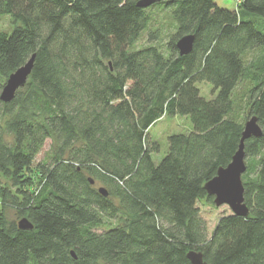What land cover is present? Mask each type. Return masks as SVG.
Returning <instances> with one entry per match:
<instances>
[{
	"label": "trees",
	"instance_id": "obj_1",
	"mask_svg": "<svg viewBox=\"0 0 264 264\" xmlns=\"http://www.w3.org/2000/svg\"><path fill=\"white\" fill-rule=\"evenodd\" d=\"M138 1L0 0V94L35 55L24 88L0 100V264H190L189 251L264 264V0ZM181 116L191 127L155 164L150 129ZM252 116L262 135L244 141L249 215L220 217L209 236L197 203L214 205L204 185Z\"/></svg>",
	"mask_w": 264,
	"mask_h": 264
},
{
	"label": "water",
	"instance_id": "obj_2",
	"mask_svg": "<svg viewBox=\"0 0 264 264\" xmlns=\"http://www.w3.org/2000/svg\"><path fill=\"white\" fill-rule=\"evenodd\" d=\"M159 1L161 0H140L137 2V6L139 8L148 7ZM193 43L194 35L189 34L180 38L175 44L179 55H188L193 50ZM34 56L23 67H20L10 75L0 94L1 101L5 103L13 101L15 93L19 89L24 88L33 68ZM261 135L262 131L258 125L257 118L255 116L248 118L239 140L240 144L231 162L226 168H219L215 177L204 185L206 194L212 197L216 208H219V206H227L229 211L234 215L248 217L249 210L243 199L244 188L241 177L246 170L244 141L249 140V138H260ZM90 184H93L91 180ZM98 192L104 197L108 195L103 188H99ZM18 228L21 230H30L32 224L26 218H21L18 222ZM186 257L189 259L190 264H207L201 252L189 251Z\"/></svg>",
	"mask_w": 264,
	"mask_h": 264
},
{
	"label": "rangeland",
	"instance_id": "obj_3",
	"mask_svg": "<svg viewBox=\"0 0 264 264\" xmlns=\"http://www.w3.org/2000/svg\"><path fill=\"white\" fill-rule=\"evenodd\" d=\"M218 7H222L228 10H232L238 3V0H214ZM152 12L155 13V10ZM153 13V14H154ZM157 23H165V18L161 15H154ZM0 28L8 31L10 30V24L8 23V20L6 18H0ZM168 33V32H166ZM168 40V35L162 37L160 40V43L164 44L167 43ZM146 36L145 34L142 35L141 39L137 42L135 47L139 48L142 47L146 44ZM200 89L201 96L209 99L211 97V87L208 84H200L198 86ZM191 127V123H189V120L186 117H174V118H167L163 120H159V122L150 129L149 131V136L151 137L150 139L155 141L158 146L160 147V150L157 153H154L152 155L153 161L155 164H158L162 157L166 154L167 152V137L171 136V134H177V133H182L186 132V130H189ZM50 142H47L45 146L42 148L39 153L38 157L35 160L34 167H36L37 163L44 157L45 153L48 151ZM32 174V169L30 170ZM32 177V186H34L35 183L38 181L37 175H30ZM95 188H103L105 191V187L99 183L96 182ZM15 192V190H13ZM197 207L199 209V212L201 213V217L204 220V222L207 225V233L209 236L211 235L212 230L215 228L217 225V221L219 220L220 217L230 215L231 211H229L227 206H219V208H216L214 205L206 203V202H198ZM6 217L7 219L11 221H15L16 223L19 222V219H17L15 212L11 209H7L6 211ZM24 218V217H22Z\"/></svg>",
	"mask_w": 264,
	"mask_h": 264
}]
</instances>
